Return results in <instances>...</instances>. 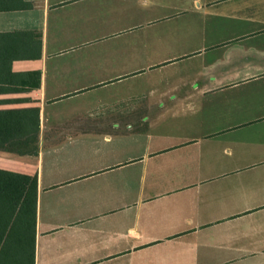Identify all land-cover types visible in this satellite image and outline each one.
Masks as SVG:
<instances>
[{
  "label": "crops",
  "instance_id": "0c3cea01",
  "mask_svg": "<svg viewBox=\"0 0 264 264\" xmlns=\"http://www.w3.org/2000/svg\"><path fill=\"white\" fill-rule=\"evenodd\" d=\"M0 111L34 264H264V0H0Z\"/></svg>",
  "mask_w": 264,
  "mask_h": 264
},
{
  "label": "trees",
  "instance_id": "16d2710c",
  "mask_svg": "<svg viewBox=\"0 0 264 264\" xmlns=\"http://www.w3.org/2000/svg\"><path fill=\"white\" fill-rule=\"evenodd\" d=\"M37 117L21 111H0V141L22 134ZM18 154L36 148L0 147ZM36 178L0 169V264H34Z\"/></svg>",
  "mask_w": 264,
  "mask_h": 264
}]
</instances>
